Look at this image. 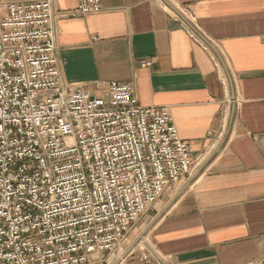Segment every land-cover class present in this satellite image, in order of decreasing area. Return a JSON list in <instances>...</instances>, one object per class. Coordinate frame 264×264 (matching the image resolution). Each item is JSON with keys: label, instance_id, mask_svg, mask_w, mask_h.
<instances>
[{"label": "crops", "instance_id": "0c3cea01", "mask_svg": "<svg viewBox=\"0 0 264 264\" xmlns=\"http://www.w3.org/2000/svg\"><path fill=\"white\" fill-rule=\"evenodd\" d=\"M78 3L55 0L65 82H126L169 106L195 162L126 264H264V0H102L72 15Z\"/></svg>", "mask_w": 264, "mask_h": 264}, {"label": "built area", "instance_id": "2783aa9c", "mask_svg": "<svg viewBox=\"0 0 264 264\" xmlns=\"http://www.w3.org/2000/svg\"><path fill=\"white\" fill-rule=\"evenodd\" d=\"M100 12L79 0L71 14ZM62 15L55 0L0 1V264H126L130 229L194 172L191 145L130 83L65 82Z\"/></svg>", "mask_w": 264, "mask_h": 264}, {"label": "rangeland", "instance_id": "374dc122", "mask_svg": "<svg viewBox=\"0 0 264 264\" xmlns=\"http://www.w3.org/2000/svg\"><path fill=\"white\" fill-rule=\"evenodd\" d=\"M182 182L183 181H181L176 187H171L169 190H167V192L156 201L153 206L154 209L150 210L145 216L136 222L135 226L126 236V240L123 244L124 249H128L134 243H137L135 246L139 244L140 247L145 245V242L148 238H145L141 241V236H145L148 226L151 223V218H154L156 214L164 208V206L169 205L171 199L180 192ZM140 241L141 243H139Z\"/></svg>", "mask_w": 264, "mask_h": 264}, {"label": "water", "instance_id": "95a60500", "mask_svg": "<svg viewBox=\"0 0 264 264\" xmlns=\"http://www.w3.org/2000/svg\"><path fill=\"white\" fill-rule=\"evenodd\" d=\"M135 244H137V243L132 244V245L127 249V251L125 252L124 257H126L127 254H129V252L134 248Z\"/></svg>", "mask_w": 264, "mask_h": 264}, {"label": "bare ground", "instance_id": "6f19581e", "mask_svg": "<svg viewBox=\"0 0 264 264\" xmlns=\"http://www.w3.org/2000/svg\"><path fill=\"white\" fill-rule=\"evenodd\" d=\"M143 236H141V238H142ZM142 240V239H141Z\"/></svg>", "mask_w": 264, "mask_h": 264}]
</instances>
